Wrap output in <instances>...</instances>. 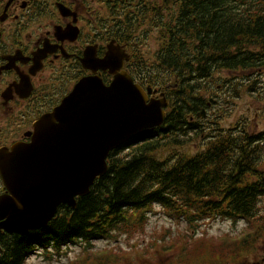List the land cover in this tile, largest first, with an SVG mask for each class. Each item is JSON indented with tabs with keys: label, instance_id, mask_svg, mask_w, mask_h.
Masks as SVG:
<instances>
[{
	"label": "trees",
	"instance_id": "trees-1",
	"mask_svg": "<svg viewBox=\"0 0 264 264\" xmlns=\"http://www.w3.org/2000/svg\"><path fill=\"white\" fill-rule=\"evenodd\" d=\"M211 1L183 0L181 40L169 44L168 73L145 74L170 99L158 133L137 136L113 150L107 173L97 178L90 193L77 198L76 208L62 205L48 227L40 229L41 238L52 236L57 254L64 246L81 245L86 256L80 264H109L114 251H94L95 241L144 233L156 206L187 229L217 218L246 222L238 236H171L162 248L181 247V264H242L240 259L264 242V215L258 214L264 200V130L255 134L242 123L214 133L210 114L190 120L207 107L208 92L224 69L234 72L224 78L232 82L230 99L257 90L264 103V0H233L231 36L217 39L211 37L215 23L210 9L196 7ZM201 138L204 148L190 153V142Z\"/></svg>",
	"mask_w": 264,
	"mask_h": 264
},
{
	"label": "flooded vegetation",
	"instance_id": "flooded-vegetation-1",
	"mask_svg": "<svg viewBox=\"0 0 264 264\" xmlns=\"http://www.w3.org/2000/svg\"><path fill=\"white\" fill-rule=\"evenodd\" d=\"M185 5L183 0H0V153L8 156L15 146L32 143L36 123L54 112L86 77L96 76L109 85L113 67L146 87L151 83L145 74L168 73L169 44L181 40ZM196 7L210 9L213 39L231 36L233 0ZM231 74L222 70L219 83L207 95L211 103H206L203 118L211 114L214 133L224 129L222 112L230 107L232 87L224 77ZM153 87L158 91L149 98L160 97L163 91ZM194 119L200 120L196 114L190 116ZM242 123L252 124L244 116L226 129ZM10 194L0 174V198ZM40 229L20 234L2 228L0 264H33V257L36 264H53L54 240L41 238Z\"/></svg>",
	"mask_w": 264,
	"mask_h": 264
},
{
	"label": "water",
	"instance_id": "water-1",
	"mask_svg": "<svg viewBox=\"0 0 264 264\" xmlns=\"http://www.w3.org/2000/svg\"><path fill=\"white\" fill-rule=\"evenodd\" d=\"M156 91L125 72L114 74L109 85L96 76L78 82L36 123L32 143L15 146L9 156L0 153V174L11 193L0 198V230L47 228L61 205L76 208L77 198L107 173L112 150L164 124L169 99L164 93L150 99Z\"/></svg>",
	"mask_w": 264,
	"mask_h": 264
},
{
	"label": "rangeland",
	"instance_id": "rangeland-1",
	"mask_svg": "<svg viewBox=\"0 0 264 264\" xmlns=\"http://www.w3.org/2000/svg\"><path fill=\"white\" fill-rule=\"evenodd\" d=\"M234 73L232 72L231 75ZM219 78V75L217 74ZM225 78V77H224ZM264 78V72H262ZM219 80V79H218ZM219 83V82H218ZM258 91H244L240 96L231 97L229 109L223 113L221 118V127L227 128L236 123L237 119L248 116L252 122L249 131L258 133L264 130V106L263 99H257ZM210 96L207 98L209 99ZM259 109V110H258ZM258 111V112H257ZM211 115V114H210ZM255 117V118H254ZM158 132H154L153 135ZM205 140L197 139L191 141L189 145V152L196 153L204 148ZM264 199V197L262 198ZM258 214L264 215V200L261 202ZM246 226V222L240 221L234 223L228 219H211L202 222L198 227L187 229L185 223L177 224L166 216L164 211L159 206L154 207L150 212V217L147 222L144 233H136L134 236L119 237V241H104L99 240L95 242L93 250L101 251L107 247L118 253L115 256L114 252L111 254L109 264H180L178 258L181 256V247L175 246L173 249L164 250L163 245H167L171 236L181 234L183 232L191 233L193 237L207 236V238H218L227 232L238 236ZM89 251V249H87ZM84 247L81 245H72L63 248L60 254H57L56 261L53 264H72L73 262L80 264L85 258L83 255ZM264 257V242L259 243L258 249L255 253H251L248 258L240 259L242 264H251L255 261H260ZM33 264L37 260L33 257L31 259ZM90 264H94L90 260ZM192 264H198L193 261ZM264 264V263H263Z\"/></svg>",
	"mask_w": 264,
	"mask_h": 264
},
{
	"label": "bare ground",
	"instance_id": "bare-ground-1",
	"mask_svg": "<svg viewBox=\"0 0 264 264\" xmlns=\"http://www.w3.org/2000/svg\"><path fill=\"white\" fill-rule=\"evenodd\" d=\"M107 65L111 66L109 63H107ZM112 67V66H111ZM112 70L114 71V73L117 75L118 73L114 70V68L112 67ZM9 156V154H8Z\"/></svg>",
	"mask_w": 264,
	"mask_h": 264
}]
</instances>
